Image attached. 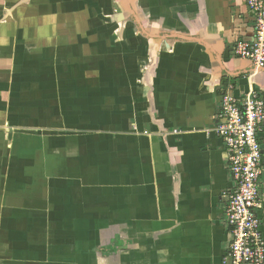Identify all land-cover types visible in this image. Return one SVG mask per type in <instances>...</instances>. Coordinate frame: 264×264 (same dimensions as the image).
<instances>
[{
    "label": "crops",
    "instance_id": "crops-1",
    "mask_svg": "<svg viewBox=\"0 0 264 264\" xmlns=\"http://www.w3.org/2000/svg\"><path fill=\"white\" fill-rule=\"evenodd\" d=\"M252 36L245 0H0V264H222Z\"/></svg>",
    "mask_w": 264,
    "mask_h": 264
},
{
    "label": "built area",
    "instance_id": "built-area-1",
    "mask_svg": "<svg viewBox=\"0 0 264 264\" xmlns=\"http://www.w3.org/2000/svg\"><path fill=\"white\" fill-rule=\"evenodd\" d=\"M253 25L250 40L235 43L234 54L264 70V0H245ZM264 125V99L257 91L242 96L232 86L221 91L215 135L222 141L233 186L224 193V217L231 242L222 264H264L260 181L264 171L259 134Z\"/></svg>",
    "mask_w": 264,
    "mask_h": 264
}]
</instances>
